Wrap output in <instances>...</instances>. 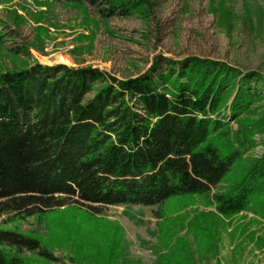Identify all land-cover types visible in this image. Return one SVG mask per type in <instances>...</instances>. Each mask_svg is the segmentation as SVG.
Segmentation results:
<instances>
[{"label":"trees","instance_id":"1","mask_svg":"<svg viewBox=\"0 0 264 264\" xmlns=\"http://www.w3.org/2000/svg\"><path fill=\"white\" fill-rule=\"evenodd\" d=\"M67 1L89 18L84 0ZM107 2L105 9L123 16L147 17L153 6ZM219 3L227 15L225 0ZM12 15L16 25L25 21L17 10ZM7 25L0 18V28ZM37 29L42 42L48 29ZM30 49L13 53L30 56ZM262 101L264 73L208 57L159 55L128 79L26 59L0 69V218L8 214L5 222L17 223L35 216L48 229L44 236L0 228V264H51L55 249L65 246L76 264H126L124 229L100 215L99 206L135 204L159 206V264L209 257L221 264L224 225L251 211L254 221H264V154L247 157L232 126L253 147L264 132ZM200 201L215 211L188 216ZM240 232L264 244L244 224L230 231L233 238ZM25 249L39 251L41 260Z\"/></svg>","mask_w":264,"mask_h":264},{"label":"rangeland","instance_id":"2","mask_svg":"<svg viewBox=\"0 0 264 264\" xmlns=\"http://www.w3.org/2000/svg\"><path fill=\"white\" fill-rule=\"evenodd\" d=\"M150 1L153 6L147 8L148 16L144 17L139 13L113 15L105 9L109 7L107 0H84L89 13L86 21L84 13L67 0H0V18L8 22L0 28L3 34L0 38V69L10 68L14 61L26 59L47 65L92 66L120 79H128L144 74L154 60L163 55L176 60L188 56L208 57L228 62L246 72L264 73L263 0H225L227 15L219 8L220 0ZM13 10L23 15L25 21L16 25ZM42 11L45 17L39 15ZM38 19L42 22L37 23ZM42 24L48 31L42 33L41 42L37 39V26ZM24 45L30 46V56L13 53ZM232 126L233 136L246 150L247 157L264 154V132L256 134V144L247 148L239 125L234 122ZM99 207L100 215L124 229L126 264L160 263L157 255L160 220L155 214L159 206ZM208 210L215 211V207H205L200 201L189 208L187 214L193 216L196 211ZM254 217L257 216L252 211L240 213L231 219L232 225H224L218 240L221 264H264V244L251 241L241 232L235 238L230 233L232 227L244 224L251 232L256 231L257 236L264 237V221L256 222ZM8 218V214L0 218L1 229L18 227L25 232L47 234L48 229L38 223L35 216L17 223H6ZM24 251L27 256L41 260L39 251L34 254ZM72 256L71 249L65 246L56 248L49 261L51 264H76L71 260ZM199 264H217V260L209 257Z\"/></svg>","mask_w":264,"mask_h":264}]
</instances>
